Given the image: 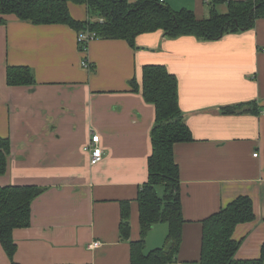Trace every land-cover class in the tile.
Masks as SVG:
<instances>
[{
	"label": "crops",
	"instance_id": "1",
	"mask_svg": "<svg viewBox=\"0 0 264 264\" xmlns=\"http://www.w3.org/2000/svg\"><path fill=\"white\" fill-rule=\"evenodd\" d=\"M210 2L163 4L204 20ZM67 8L75 21L95 19L84 4L68 2ZM78 33L67 25H35L0 13V139L9 143L0 187L42 190L31 203L29 226L12 232V262L132 264L129 242L139 240L136 197L148 178L155 110L130 81L140 88L145 65H163L177 78L179 106L193 138L173 146L184 223L176 260L168 264H200L201 222L239 196L251 199L254 219L233 232L240 244L235 258H259L264 243V18L215 41L168 39L158 30L138 36L135 48L123 40L95 39L86 53L79 51ZM84 59L88 69L81 65ZM7 67L29 68L34 84L7 85ZM240 104H251L250 111H221ZM93 134L103 152L95 166L84 151ZM122 202L128 203L129 240L119 235ZM167 233L166 224L154 225L145 236V252L161 248ZM96 241L100 245L90 249ZM0 264H12L1 245Z\"/></svg>",
	"mask_w": 264,
	"mask_h": 264
},
{
	"label": "trees",
	"instance_id": "2",
	"mask_svg": "<svg viewBox=\"0 0 264 264\" xmlns=\"http://www.w3.org/2000/svg\"><path fill=\"white\" fill-rule=\"evenodd\" d=\"M209 18L197 20L193 12L171 10L158 0H0L2 15L14 14L19 20L35 25L63 24L77 32L94 33L96 39L123 40L135 48L136 38L161 30L164 37L176 39L193 36L215 41L228 33L251 29L255 20L264 18V0H210ZM86 5L94 21L79 22L71 18L67 3ZM226 3L227 12L219 14L215 5ZM101 20V22H100ZM9 86L34 84L27 67H7ZM134 91L154 106V124L150 134L151 153L147 160L148 178L136 197L139 211V240L129 242L132 264H168L176 260L181 243L184 219L181 213L179 168L174 160L173 146L193 140L179 106L178 81L163 65L142 67L140 88L130 81ZM251 104L224 107L223 114L250 111ZM9 143L0 139V175L6 172ZM42 190L35 186L0 187V245L12 262L16 245L12 232L30 224L31 203ZM119 235L129 240L128 203L121 204ZM254 219L252 201L239 196L218 212L201 222L200 264H264V243L257 259L237 260L239 242L232 237L239 224ZM164 223L168 233L161 248L145 252L144 240L150 229Z\"/></svg>",
	"mask_w": 264,
	"mask_h": 264
},
{
	"label": "built area",
	"instance_id": "3",
	"mask_svg": "<svg viewBox=\"0 0 264 264\" xmlns=\"http://www.w3.org/2000/svg\"><path fill=\"white\" fill-rule=\"evenodd\" d=\"M160 3H164V0H158ZM206 3H208L210 0H204ZM101 22V20H100ZM96 36L94 33L88 32V31H82L78 33L77 35V44L79 51L81 53H86L88 44L95 40ZM264 52V50H263ZM81 65L83 68L88 69L89 64L87 60H83L81 62ZM264 115V112H263ZM84 151L89 155V164L91 166L98 165L102 159H103V152L102 149L99 146V137L96 134H93L89 143L84 147ZM253 157H257V153L253 154ZM100 245L98 241L93 242L91 245H89L90 249H95Z\"/></svg>",
	"mask_w": 264,
	"mask_h": 264
},
{
	"label": "rangeland",
	"instance_id": "4",
	"mask_svg": "<svg viewBox=\"0 0 264 264\" xmlns=\"http://www.w3.org/2000/svg\"><path fill=\"white\" fill-rule=\"evenodd\" d=\"M137 2V1H136ZM215 7L218 9V11L220 12V13H222V11L221 10H226L225 8H226V5L224 4V5H222V4H219V5H215Z\"/></svg>",
	"mask_w": 264,
	"mask_h": 264
}]
</instances>
